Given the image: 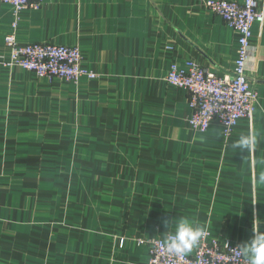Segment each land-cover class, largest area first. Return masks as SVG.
Wrapping results in <instances>:
<instances>
[{"label":"crops","instance_id":"1","mask_svg":"<svg viewBox=\"0 0 264 264\" xmlns=\"http://www.w3.org/2000/svg\"><path fill=\"white\" fill-rule=\"evenodd\" d=\"M204 1L44 0L21 13L20 44L77 47L99 78L0 67V264L147 262V242L185 217L237 246L264 232V24L254 113L229 138L217 121L192 129L189 94L166 81L172 64L232 73L237 34ZM13 20L0 2V56ZM249 133V152L232 147Z\"/></svg>","mask_w":264,"mask_h":264},{"label":"built area","instance_id":"2","mask_svg":"<svg viewBox=\"0 0 264 264\" xmlns=\"http://www.w3.org/2000/svg\"><path fill=\"white\" fill-rule=\"evenodd\" d=\"M44 0H0L13 7L12 31L5 38L8 54L0 56V67H20L39 79L77 83L82 78L97 80L99 76L85 68L79 48L53 44L22 45L17 39L21 13L27 8L37 9ZM204 7L212 11L237 34L238 49L232 73L219 76L205 71L195 62L186 68L172 64L166 81L185 90L190 96L192 110L189 125L199 132H207L217 121L225 138H229L242 119H251L257 93L249 81V62L253 27L264 24V7L260 0H206ZM143 243V241H139ZM124 241H121V245ZM149 260L138 264H250L237 245L215 238L206 230L198 244L186 255L176 256L166 249L164 238L147 242Z\"/></svg>","mask_w":264,"mask_h":264},{"label":"clouds","instance_id":"3","mask_svg":"<svg viewBox=\"0 0 264 264\" xmlns=\"http://www.w3.org/2000/svg\"><path fill=\"white\" fill-rule=\"evenodd\" d=\"M254 143V138L249 134H241L232 144V147L239 152H249ZM264 163V161H261ZM258 184H264V172L257 177ZM170 232L165 236L164 243L169 253L176 256L188 254L203 237L206 225L194 222L189 218L174 219L171 222L165 221ZM253 238L238 246L240 253L250 261V264H264V232H258L254 226Z\"/></svg>","mask_w":264,"mask_h":264},{"label":"rangeland","instance_id":"4","mask_svg":"<svg viewBox=\"0 0 264 264\" xmlns=\"http://www.w3.org/2000/svg\"><path fill=\"white\" fill-rule=\"evenodd\" d=\"M81 148H82V147H81ZM81 155H82L81 153H80V155L76 154V158H77L79 161L82 162ZM82 156H83V155H82ZM60 158H61V157H60ZM73 158H75V154L73 155L71 149H69L67 155L64 156L63 160H64L65 162H67V161H71V162H72V159H73Z\"/></svg>","mask_w":264,"mask_h":264}]
</instances>
